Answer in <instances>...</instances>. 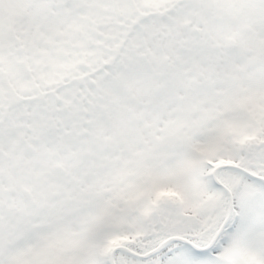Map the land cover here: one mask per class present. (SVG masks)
<instances>
[{
    "label": "snow or ice",
    "instance_id": "obj_1",
    "mask_svg": "<svg viewBox=\"0 0 264 264\" xmlns=\"http://www.w3.org/2000/svg\"><path fill=\"white\" fill-rule=\"evenodd\" d=\"M0 264H264V0H0Z\"/></svg>",
    "mask_w": 264,
    "mask_h": 264
}]
</instances>
